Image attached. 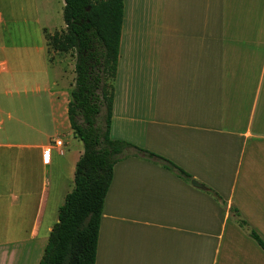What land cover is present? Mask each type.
<instances>
[{
    "label": "crops",
    "instance_id": "0c3cea01",
    "mask_svg": "<svg viewBox=\"0 0 264 264\" xmlns=\"http://www.w3.org/2000/svg\"><path fill=\"white\" fill-rule=\"evenodd\" d=\"M159 3L125 0L111 135L204 189L130 151L113 170L96 264H264L230 214L264 241V0ZM64 5L0 0V264H40L84 153L52 195L54 156L79 141L75 82L47 47L66 29Z\"/></svg>",
    "mask_w": 264,
    "mask_h": 264
},
{
    "label": "trees",
    "instance_id": "16d2710c",
    "mask_svg": "<svg viewBox=\"0 0 264 264\" xmlns=\"http://www.w3.org/2000/svg\"><path fill=\"white\" fill-rule=\"evenodd\" d=\"M62 33L47 34L49 50L74 53L75 87L68 116L75 139L84 147L76 166L75 188L66 197L40 264H96L101 220L115 166L131 156L173 173L186 183L189 174L171 161L111 135L115 83L125 0H65ZM222 207L225 203L207 189ZM231 209L235 222L264 250V241Z\"/></svg>",
    "mask_w": 264,
    "mask_h": 264
},
{
    "label": "rangeland",
    "instance_id": "374dc122",
    "mask_svg": "<svg viewBox=\"0 0 264 264\" xmlns=\"http://www.w3.org/2000/svg\"><path fill=\"white\" fill-rule=\"evenodd\" d=\"M163 0H160V3L157 7L162 4ZM51 58L53 60H58L61 58L62 60V67L65 70L67 74V78L70 79L72 82H75L76 80V73H75V64H76V57L74 53H69L66 55L58 54L53 49L49 50ZM62 140L67 143L69 142L67 139H65V136H62ZM68 146L65 147L64 151L66 153L65 157H59L57 155L54 156V163L53 167L59 168L60 176L57 175L54 177V175L50 176V188L52 189V195L54 194V189H57V193H63L65 191H68L70 188L69 179L70 177L73 178V176L70 175V169L71 165H73V157L77 156L79 151H84L83 144L80 141H75L74 139H71L69 143H67ZM52 174V172H51ZM75 186L74 180L72 179V187Z\"/></svg>",
    "mask_w": 264,
    "mask_h": 264
},
{
    "label": "water",
    "instance_id": "95a60500",
    "mask_svg": "<svg viewBox=\"0 0 264 264\" xmlns=\"http://www.w3.org/2000/svg\"><path fill=\"white\" fill-rule=\"evenodd\" d=\"M192 185L197 189H204V187L196 181H192Z\"/></svg>",
    "mask_w": 264,
    "mask_h": 264
},
{
    "label": "built area",
    "instance_id": "2783aa9c",
    "mask_svg": "<svg viewBox=\"0 0 264 264\" xmlns=\"http://www.w3.org/2000/svg\"><path fill=\"white\" fill-rule=\"evenodd\" d=\"M58 145H61L60 142L58 143Z\"/></svg>",
    "mask_w": 264,
    "mask_h": 264
}]
</instances>
